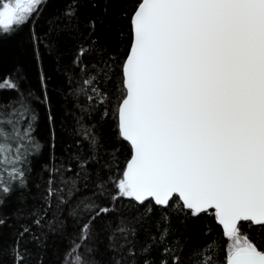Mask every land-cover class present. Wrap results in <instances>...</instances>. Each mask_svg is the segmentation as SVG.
I'll list each match as a JSON object with an SVG mask.
<instances>
[{
    "label": "snow or ice",
    "instance_id": "snow-or-ice-1",
    "mask_svg": "<svg viewBox=\"0 0 264 264\" xmlns=\"http://www.w3.org/2000/svg\"><path fill=\"white\" fill-rule=\"evenodd\" d=\"M45 2L0 0V36L12 35L34 20ZM118 3L119 14L127 18L129 26L126 41L121 40L122 31L109 38L114 53L121 43L127 45L119 84L100 72L84 83L102 106L109 93L99 85L112 80L117 139L128 142L131 158L122 175L111 181L117 191L109 196L101 179L94 185L97 191L93 197L107 196L113 204L121 197L128 198L143 205L149 214L154 211L153 204L178 209L179 223L214 210L211 215L227 240L226 264H264V0ZM90 27L95 31L96 21H91ZM90 51L86 46L78 50L75 62L81 72L87 68L82 58ZM4 89L16 91L18 97L11 112L0 113V166L9 177L5 182L0 176V205L17 188L27 187L25 172L17 166L27 161L32 149L40 148L32 136L37 116L20 85L4 78L0 90ZM107 115L105 108L101 116ZM52 119L49 115L50 123ZM97 140L93 136L92 144ZM54 192L49 188L48 196ZM72 194L69 190V196ZM81 207L87 215L79 228V240L73 241L66 253L65 264H102L95 256L85 259L79 250H98L85 243L95 238L93 222L115 208L86 198L74 206L71 215H77ZM161 220L157 233L141 250L142 262L129 249L133 264H156L150 254L154 246L166 244L177 231L167 213ZM5 223L0 218V226ZM253 226H257L253 232L247 231ZM219 247L213 240L193 250L188 259L192 264H220V258L214 256ZM109 248L114 250L111 245ZM14 251V264H23L24 255ZM177 251L182 248L166 244L159 264H169V256L171 264H181ZM115 264L121 261L116 259Z\"/></svg>",
    "mask_w": 264,
    "mask_h": 264
},
{
    "label": "trees",
    "instance_id": "trees-1",
    "mask_svg": "<svg viewBox=\"0 0 264 264\" xmlns=\"http://www.w3.org/2000/svg\"><path fill=\"white\" fill-rule=\"evenodd\" d=\"M72 10L75 15H68ZM119 10L118 0H46L34 20L12 35L0 36V80L10 77L20 85L37 116L32 136L40 145L39 150L32 149L24 164L17 166L25 172L27 187L17 188L0 205V218L6 221L0 226V264H14V249L24 255L23 264H65L66 253L72 249L73 241L79 240V228L87 215L82 207L76 210L77 215L71 213L86 198L115 210L93 222L95 238L85 243L98 250L88 253L86 248L80 249L85 259L95 256L102 264H115L116 259L121 264H133L129 256L132 249L137 261L142 262L141 250L150 243L149 237L157 233L161 217L167 213L177 231L168 237L166 244L182 248L176 252L181 264H192L188 259L190 253L213 240L220 245L214 256L220 258V264H226L227 240L211 215L212 210L179 223L178 209L153 204L154 211L149 214L143 205L128 198L121 197L113 204L107 196L92 195L97 191L94 185L101 179L109 196L117 191L111 181L122 175L131 155L129 144L117 139L114 119L117 100L112 98L115 94L112 80L99 85L109 93L102 106L97 94L84 83L90 75L100 72L119 84L120 64L127 45L121 43L114 53L109 43L116 31L124 33L122 41L128 38V20ZM93 20L95 31L90 27ZM93 41H97L95 46ZM81 46L92 49L82 58L81 63L87 65L84 72L75 62ZM90 96L94 99L90 100ZM17 97L14 90H0V104L4 105L0 113L11 112L17 106L14 103ZM105 108L108 115L102 117ZM49 115L53 118L51 123ZM93 136L98 138L95 145L91 142ZM85 160L88 162L82 168ZM0 176L5 182L9 180L4 166H0ZM49 188L55 190L51 197ZM61 197L65 202H61ZM180 217L183 219V213ZM255 227L247 231L253 232ZM120 228L128 231L122 233ZM109 236L113 237L111 241ZM166 244L155 245L150 253L156 264ZM110 245L114 250H110ZM167 259L171 264V257Z\"/></svg>",
    "mask_w": 264,
    "mask_h": 264
},
{
    "label": "water",
    "instance_id": "water-1",
    "mask_svg": "<svg viewBox=\"0 0 264 264\" xmlns=\"http://www.w3.org/2000/svg\"><path fill=\"white\" fill-rule=\"evenodd\" d=\"M127 143H128V142H127ZM129 146H130V145H129ZM130 149H131V147H130ZM130 158H131V155H130ZM130 158H129V159H130ZM173 197H176V196H173ZM176 198H177V197H176ZM177 199H178V198H177ZM210 210H211V209H210ZM210 210H209V211H210ZM212 211H214V210H212ZM219 226L222 228L221 225H219ZM222 230H223V228H222Z\"/></svg>",
    "mask_w": 264,
    "mask_h": 264
}]
</instances>
